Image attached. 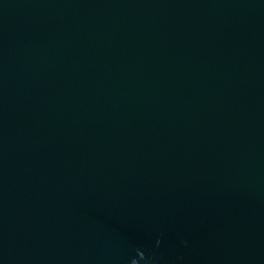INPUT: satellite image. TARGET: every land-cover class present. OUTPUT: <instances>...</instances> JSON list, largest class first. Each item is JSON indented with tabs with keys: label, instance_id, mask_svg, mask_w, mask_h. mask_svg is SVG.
Wrapping results in <instances>:
<instances>
[{
	"label": "water",
	"instance_id": "water-1",
	"mask_svg": "<svg viewBox=\"0 0 264 264\" xmlns=\"http://www.w3.org/2000/svg\"><path fill=\"white\" fill-rule=\"evenodd\" d=\"M0 264H264V0H0Z\"/></svg>",
	"mask_w": 264,
	"mask_h": 264
}]
</instances>
